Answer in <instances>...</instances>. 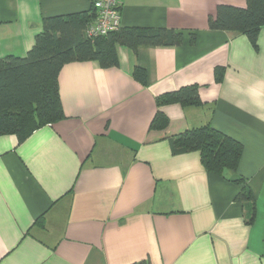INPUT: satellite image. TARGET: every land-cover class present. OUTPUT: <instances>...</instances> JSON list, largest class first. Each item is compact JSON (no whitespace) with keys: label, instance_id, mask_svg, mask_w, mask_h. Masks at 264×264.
<instances>
[{"label":"crops","instance_id":"0c3cea01","mask_svg":"<svg viewBox=\"0 0 264 264\" xmlns=\"http://www.w3.org/2000/svg\"><path fill=\"white\" fill-rule=\"evenodd\" d=\"M120 26L165 27L180 44L117 46L118 64L65 63L64 117L22 141L0 135V264H264V25L211 29L246 0H119ZM92 0H0V57L23 56L43 17ZM146 72L145 85L134 79ZM194 85L198 103L157 97ZM168 118L150 128L156 111ZM210 123L242 145L235 172H208L172 140ZM243 177L253 196L235 199Z\"/></svg>","mask_w":264,"mask_h":264},{"label":"trees","instance_id":"16d2710c","mask_svg":"<svg viewBox=\"0 0 264 264\" xmlns=\"http://www.w3.org/2000/svg\"><path fill=\"white\" fill-rule=\"evenodd\" d=\"M95 15L93 3L89 10L43 17L41 30L33 45L23 56L7 54L0 57V135L14 134L22 141L33 130L53 124L64 117L58 91L61 67L71 61L96 60L101 67L118 64L117 46L135 48L138 44L172 46L180 44V32L165 27L119 26L106 35L90 39L85 27ZM264 25V0H246L244 7L220 4L208 20L211 29L244 32L251 38ZM132 75L145 85L146 72L135 66ZM194 85L180 87L157 97V102L198 103ZM167 116L157 110L150 128L163 129ZM173 152L196 150L204 168L226 178V171L235 172L242 145L215 129L210 123L185 130L172 140ZM242 184L235 199L249 205L253 219V196L243 177L227 178ZM132 264H147L140 261Z\"/></svg>","mask_w":264,"mask_h":264},{"label":"built area","instance_id":"2783aa9c","mask_svg":"<svg viewBox=\"0 0 264 264\" xmlns=\"http://www.w3.org/2000/svg\"><path fill=\"white\" fill-rule=\"evenodd\" d=\"M92 3L95 15L85 27L88 38L106 35L120 26L119 0H92Z\"/></svg>","mask_w":264,"mask_h":264}]
</instances>
